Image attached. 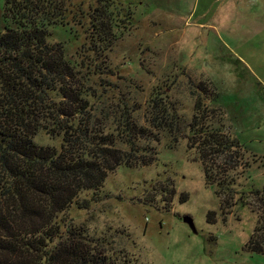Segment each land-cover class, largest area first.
I'll use <instances>...</instances> for the list:
<instances>
[{
	"label": "rangeland",
	"instance_id": "obj_1",
	"mask_svg": "<svg viewBox=\"0 0 264 264\" xmlns=\"http://www.w3.org/2000/svg\"><path fill=\"white\" fill-rule=\"evenodd\" d=\"M3 7L0 0V34ZM63 9L67 26L51 29L49 43L91 73L87 87L103 107L135 102V121L148 126L157 96L176 117L161 121L170 130L150 144L155 161L109 173L100 202L58 216L62 232L83 227L95 250L126 264H264L244 247L258 223L250 192L264 189V0H64ZM109 13L118 14L116 27L104 34L115 38L103 58L91 52L92 22ZM116 111L104 110L107 129L116 127ZM193 120L221 128L246 151L209 156L233 200L205 184L189 138ZM36 142L59 148L61 139L40 133ZM239 196L249 206L234 205Z\"/></svg>",
	"mask_w": 264,
	"mask_h": 264
},
{
	"label": "trees",
	"instance_id": "obj_2",
	"mask_svg": "<svg viewBox=\"0 0 264 264\" xmlns=\"http://www.w3.org/2000/svg\"><path fill=\"white\" fill-rule=\"evenodd\" d=\"M3 1L0 264H126L101 249L95 250L83 227L70 225L62 232L58 216L73 204L87 210L100 202L105 180L117 168L151 165L156 151L150 144L159 143L160 133L171 127L161 121L176 116L169 112V104L155 96L148 126H141L134 119L138 104L119 99L114 114L116 127L107 129L104 110L116 106L103 107L100 95L95 96L87 87L91 73L77 69L61 44L49 43L51 29L67 26L64 0ZM117 15L100 14L92 22L90 39L98 43L97 49H89L94 55L105 58L115 34L111 31L108 38L104 32L116 27ZM192 125L189 138H196L193 148L201 157L205 184L214 187L218 198L233 200L237 193L229 195L230 182L217 174L209 156L217 153L229 157L246 151L221 128L204 127L196 120ZM40 133L61 139L59 148L36 142ZM141 154L151 158L145 160ZM84 192L91 196L80 200ZM250 194L258 223L244 247L249 253L264 256V189ZM186 198L183 195L180 202ZM248 203L239 196L234 205Z\"/></svg>",
	"mask_w": 264,
	"mask_h": 264
},
{
	"label": "water",
	"instance_id": "obj_3",
	"mask_svg": "<svg viewBox=\"0 0 264 264\" xmlns=\"http://www.w3.org/2000/svg\"><path fill=\"white\" fill-rule=\"evenodd\" d=\"M182 220L184 223L188 224L192 229H194L193 220L190 217L185 216Z\"/></svg>",
	"mask_w": 264,
	"mask_h": 264
},
{
	"label": "crops",
	"instance_id": "obj_4",
	"mask_svg": "<svg viewBox=\"0 0 264 264\" xmlns=\"http://www.w3.org/2000/svg\"><path fill=\"white\" fill-rule=\"evenodd\" d=\"M224 107V106H223ZM231 130V129H230Z\"/></svg>",
	"mask_w": 264,
	"mask_h": 264
}]
</instances>
